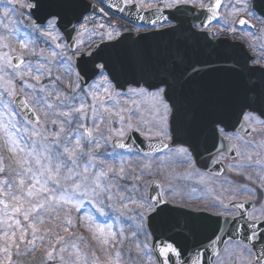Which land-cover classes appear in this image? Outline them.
<instances>
[{"label":"snow or ice","instance_id":"snow-or-ice-1","mask_svg":"<svg viewBox=\"0 0 264 264\" xmlns=\"http://www.w3.org/2000/svg\"><path fill=\"white\" fill-rule=\"evenodd\" d=\"M4 2L12 5L17 0ZM20 6H26L30 10L28 15L33 17L30 30L21 31L22 22L13 20L15 8L0 9L4 20L8 21L5 24L0 20V26L7 33L0 35V48L8 49L0 52V108L3 109L0 111V253L4 254L0 264H13V250L20 256L22 247L28 254L34 253L37 241L44 243L46 239L43 255L51 264H101L97 250L75 231L78 226H85L92 240L101 242V251L106 257L103 264H122L119 246L123 244L121 238H127L125 227L121 225L119 232L113 231L111 224L96 223L94 214L104 216L105 209L113 207V201H118L121 208L128 207L121 191V181L128 178V172L124 155L116 150L126 149L129 159L134 154L147 161L141 165L139 174L134 175L136 180L142 178L145 170L152 174L153 153L167 150L168 159H179L188 165V177L198 176L201 184L214 183L211 174L199 173L195 168L194 153L202 140L206 143L211 139L215 147L218 135L225 139H242L226 133V119L235 109L252 131H256L255 125L264 129V70H260L259 79L254 81L252 77L258 69L248 67L247 58L229 63L233 57L228 53L209 56L190 49L189 40L203 38L208 26L205 21L218 19L222 0L207 3L204 0H156L155 8L151 0H116L108 7L120 12L127 7L153 11L163 7L167 15L152 19L151 25L183 39H178L175 46L165 45L150 53H132L115 65L103 54L94 56L92 52H83L92 59L75 65V83L65 92L57 87L61 76L53 78L48 65L69 63L71 67L72 56L53 50L51 59L41 57L38 66L25 56L35 55L30 45L31 37L36 34L55 41V48H62L61 26L66 28L73 20L79 23V13L90 5L83 0H26ZM229 7L232 11L231 19L225 23L226 31L238 30L236 18L240 26L249 25L245 17L255 18L252 0H235ZM196 8L200 16L193 14ZM99 11L103 13L104 9ZM188 16L193 20L203 16L204 20L199 24L189 23ZM84 20L89 17L85 16ZM229 23L233 25L230 28ZM96 27L103 29L105 25ZM108 27L113 28L106 33L109 41L121 35L114 26ZM79 28L87 31L84 23H79ZM71 31H76V25H72ZM83 31L77 32L76 37H71L70 32L64 34L66 39L71 37L68 50L77 55L85 46V42L77 38ZM210 35L215 39L217 33ZM13 43L19 45V53L12 47ZM252 63L264 69V56L258 60L253 58ZM67 74L65 69L64 75ZM45 75L50 87L41 84ZM86 78L92 83L81 89L80 83L86 82ZM17 81L22 96L17 94ZM130 132L147 133L148 140L163 138L179 146L170 148L169 143H149V150L143 151L136 148L135 141L128 143L132 139ZM109 146L112 151H102ZM5 151L7 156L3 155ZM236 155L240 157L233 166L236 179L243 177L251 181V175L245 176L243 162L251 166L264 161L253 162L250 153L242 154L238 150ZM117 159L119 167L108 163ZM260 179L259 190H264V177ZM133 190L140 191L138 186H133ZM241 190L252 195L246 184H240L233 190V197ZM173 192L174 186L169 184L159 197L128 198L138 211L134 217H127L130 221L127 232L137 239L144 236V242L135 245L139 264H173V257L180 258L181 264H203L209 252L215 257L211 264H225L219 251H212L218 242H224L219 235L224 231L220 221L204 223L203 218L192 214L203 209L183 199L177 204L174 195L172 199L166 198ZM195 192L196 188H192L189 195ZM86 203L91 206L88 211H84ZM230 205L238 210L244 208L243 202L230 198L225 203L219 197H214L207 207L220 209L213 215L224 216L227 223ZM73 210L78 215L73 216ZM241 216L239 212L231 215L229 248L253 256L254 242L264 243V232L256 230V222L264 221V212L249 213L246 220L250 235L235 239L242 231ZM206 229L211 230L210 234L199 239V232ZM110 243L113 251L107 252L106 246ZM251 264H264V250Z\"/></svg>","mask_w":264,"mask_h":264},{"label":"rangeland","instance_id":"rangeland-1","mask_svg":"<svg viewBox=\"0 0 264 264\" xmlns=\"http://www.w3.org/2000/svg\"><path fill=\"white\" fill-rule=\"evenodd\" d=\"M0 9H3L4 7H9V8H15V15L13 16V20L15 21H21L22 25H21V31L25 30L26 28L30 30V19L28 16H24V17H20L19 16V12H21L20 10H23V8L20 5H23L26 3V0H17L16 3L12 4V5H7L4 0H0ZM18 10V11H17ZM0 20H3V23H8L7 20H4L2 12H0ZM104 24V31H108L110 29H112L111 27H108V25H110V23L108 21H105V23H101ZM87 31H83L82 29L80 30L83 31V35L79 37V39H82L85 42V45H87L92 38H95L96 36L94 34L99 33L97 27H93V24H90V22H86L85 23ZM102 32V31H101ZM6 30L3 26H0V35H6ZM103 36H106L105 34H103ZM15 39V38H13ZM33 43L30 45V48L34 50L35 55H26L25 59L27 61H30L32 64L37 65V62L41 59V57H45L48 59H51L50 53L51 51H56L58 53L63 52L66 56H72L70 54H68V52L66 51L63 41L60 39V43L62 44V48L57 49L55 48V41H52L50 38H46L43 36H39V34H36L34 36L31 37ZM12 47H14L17 50V53H19L20 49H19V45L17 43H13ZM84 48V47H83ZM8 51V49H2L0 48V52H5ZM17 53H13V55L17 54ZM38 66V65H37ZM49 67H51L52 69V77L55 78V76L60 75L61 76V82L57 84V87L60 88L61 90L65 91V92H69L70 91V86L72 84L75 83L76 77H75V65L73 60L71 61V67L69 66V63H64V64H60V63H56L53 62L51 65H48ZM65 69L68 70V74L64 75ZM31 83H34V81H29ZM92 83V82H91ZM90 83V84H91ZM41 84L43 85H48L49 87L50 85V81L49 78L47 77V75H45L42 80H41ZM20 82L17 81L16 82V89H17V94H22L20 92ZM86 87H81V89H85ZM89 103H91V101H88ZM3 109L0 108V111H2ZM41 119L43 120V113H41ZM117 127L119 126L118 124L116 125ZM102 129L104 128V125L101 126ZM139 133V132H138ZM147 133H145V135L142 136H146ZM163 140V138H162ZM102 151H112V148L109 146L106 149H102ZM119 153H122L124 155V166L128 172V178L124 181H121V191L123 193V195L125 196V203L128 204V207L126 209L121 208L120 204L118 201H113V207L112 208H106L105 209V215L104 216H100L98 213H94L96 216V223L98 224H111L113 225V231L119 232V229L121 227V225H123L126 229L125 231V238H121L123 239V244L119 246V249L122 253V264H139V260L137 258V249L135 247L136 243H142L144 242V236L141 235L138 239L134 238L130 235L129 232H127V226L130 223V221L127 219V217L131 216L134 217L137 214V207L135 204H132L129 202L128 198L131 199H138V197L146 195V191H147V187L150 183V181L152 180H156L157 182H160V184L163 187V193L165 192V189L169 186V184L174 186V192L172 194H168L167 196L173 198V195L175 196L176 200L181 201V199L185 200L187 203L191 202L195 199V194L189 195L190 192H188L186 190L187 184H194L193 182L196 183V189L198 192V195L200 197V199H205L206 202H208L211 199V194H209V190L212 186V184H201V183H197V180H199V178L195 175L188 177L187 172H179V168L178 170L176 169L174 170L173 163H180L179 159H168L167 160V151H164L162 153H159L157 155L153 156V168L151 169L152 174L149 175L148 171L149 170H145V174L142 176V178L140 180H136L134 179V175L139 174L140 172V168L141 165L147 161L142 160L140 157L132 154L131 155V159H129V154L127 153V150H116ZM169 162V163H167ZM109 164H114L116 167L120 166V161L119 159L112 161L109 160L108 161ZM165 166H167L166 168H168L169 170L165 171L166 168ZM165 168V169H164ZM164 169V170H163ZM200 173V172H199ZM188 177V178H186ZM133 186H138L140 191L139 192H135L133 190ZM213 198V197H212ZM90 205H88L87 203L85 204V208L84 211H88L90 209ZM117 209H119V211H117ZM94 211V210H93ZM73 212H75L73 210ZM123 213L124 215H120V213ZM76 213V212H75ZM80 215H82L83 213H79ZM73 216H76L73 214ZM117 218H119L118 223ZM75 231L79 234H82L83 236L86 237V239L88 240V243L93 241L91 238L90 233L87 231L85 226H78ZM63 232H61L62 234ZM64 234V233H63ZM66 234V233H65ZM67 235V234H66ZM89 237V238H88ZM47 241V239L44 241V243ZM96 242L98 249L100 250V254H97L100 258L101 264H103L104 260H105V254L104 251H101V242L99 241H93V243ZM90 244V243H89ZM81 248L84 247L83 244L80 245ZM94 247V245H93ZM44 251V249H43ZM106 251L107 252H112L113 251V246L112 244H108L106 246ZM1 255V253H0ZM13 256L15 261L17 260L18 256L15 255V250H13ZM144 259L146 260L147 257H144ZM45 260L46 257H45ZM14 261V262H15ZM13 262V263H14Z\"/></svg>","mask_w":264,"mask_h":264},{"label":"flooded vegetation","instance_id":"flooded-vegetation-1","mask_svg":"<svg viewBox=\"0 0 264 264\" xmlns=\"http://www.w3.org/2000/svg\"><path fill=\"white\" fill-rule=\"evenodd\" d=\"M205 1L206 0H204V2ZM262 1L264 2V0ZM151 2L153 3V7H155L156 0H151ZM234 3L235 0H222L223 6L219 9L218 19L212 20L210 23H207L208 26L204 31L211 38L212 36L210 35V33L212 32L217 33L215 37L216 40L219 38H223L230 40L232 42H237L241 44L243 43L248 49V52H250V54L252 55V58L258 60L262 56H264L263 17L257 15L256 13H254L255 18L245 17L246 19H249V25L246 26H240L238 24V18H236L235 27H237L238 30L236 32L226 31L225 23L231 19L229 13L232 11L231 7L229 6L233 5ZM161 9H163V7H161ZM195 23L199 24L198 22ZM112 24L118 28L117 31H123L125 29H131L134 32H138L137 29L141 31L140 27H136L135 24L129 23L126 20L119 17L117 18V22L116 23L112 22ZM227 26L230 28L233 25L229 23ZM92 45L86 47L84 51L90 48ZM243 122H244L243 125H245L246 128L248 129L247 134H243L240 132L227 133L229 137L239 136L242 138L241 140H236L235 138L226 139L232 145H236V148H233L234 151L233 157L226 155L224 153H218L216 156L217 158H219V160L224 162V166H225L223 169L224 176L211 175L213 180L215 181L214 183H211L212 191H209V194H211V199L206 204H201L200 199H197L200 197L196 189V192L194 193L195 199L191 202H188L189 204H192L196 208H200L214 213L216 211H219L220 209H212L207 207L213 201L214 197H219L223 199L225 203H228L229 199L232 198L234 199L235 202L250 201L252 206L248 208L247 216L249 213L261 214L262 212H264V190H259L258 187L262 183L260 178L264 177V163H262L261 165H256L252 163L251 166H249L248 162L246 161L243 162L244 163L243 170L245 176L251 175L252 177L251 181L245 180L243 177H241L240 179H236V173L233 167L235 163L240 160V157L236 155L237 150L240 151L242 154L250 153L252 155L253 162L258 159L264 161V147H261V145H264V129H261L260 125H255L256 131H252L249 125L247 124V122H245L244 120ZM221 137L224 138V136ZM187 168L188 165H185L184 168L181 170L185 173L187 172L186 171ZM199 172L202 174H208L203 171H199ZM198 181L199 180H197V183H199ZM193 183L194 184H187V186H185L188 192H191L192 188H196L197 186L196 183L195 182ZM240 184H246L248 186V191L251 192L252 195L249 196L248 192L241 190L235 197H233L232 195L233 190ZM228 213H229L228 217L231 218L232 214L237 213V209L230 205L228 209ZM260 230L264 231V228L258 229L257 232L259 233ZM229 243L230 241L226 242L223 250L220 253V257L224 260L225 264H251V262L255 260V256L260 255L261 251L264 250V243L255 241L254 243L256 246L253 249L255 255L249 256L246 252L242 253L239 249H235L233 251L232 249L229 248ZM249 247H251V244H249ZM225 249H228V251L226 252Z\"/></svg>","mask_w":264,"mask_h":264},{"label":"water","instance_id":"water-1","mask_svg":"<svg viewBox=\"0 0 264 264\" xmlns=\"http://www.w3.org/2000/svg\"><path fill=\"white\" fill-rule=\"evenodd\" d=\"M41 23H42V21H41ZM61 27L63 30L62 32H64L66 34L67 32H66L64 25H62ZM178 39L182 40L183 37L178 36L177 34H174V33L167 32L166 30L156 32V33H151L148 35H141V36H138L134 39L129 37V35L125 34L118 41H116L114 43L103 44L102 46L100 45L98 48H96L95 52H97L98 54L106 53V55H107L106 57L109 58L111 60L112 64L115 65V64H117V62L119 60L124 59L126 56H128L132 53H135L138 51L148 52V49L151 48V46L154 43H159V44L164 43V45L175 46ZM207 42L208 41H206V39L203 36V38L200 39L199 41L189 40L188 45L190 46L191 50L196 51L198 53H202L203 48L205 51L206 47H209V45H210ZM213 49L214 50L210 56H215V54L217 52H225V53L230 54L233 57V59L230 60L229 63H234L236 60L243 61L245 58H247L246 55L244 54L243 48L237 44L225 43V41H222L220 43L215 44V47H213ZM85 60H87V59H85ZM83 61H84V59L80 62V64H82ZM247 65H248V58H247ZM120 79L122 82L123 78L120 77ZM252 79L254 81L258 80L259 79V73L256 72V74L252 77ZM236 110L237 109H235L229 113L228 116H230L231 118H228L229 122L226 123V128H227V125L233 121V117L236 116V118H235L236 121L237 120L240 121L241 115L239 112L235 114ZM29 115H31V113H29ZM132 141H135V145H138L139 149H141L143 151L149 150L148 149V144L150 143L149 140L148 141L147 140H141L139 138L137 140V138L133 137L132 140H129L128 143H132ZM210 143L213 145V141L211 139H208L206 143L202 140L201 146L198 148L197 153H194V159L196 160L197 165H200V162H199L200 158L198 156L199 153L202 150H204L205 147H207ZM149 193L151 196H154V197L160 196L158 189H153V191L151 190V192H149ZM180 210L185 211L182 209H180ZM192 214L203 218L204 223H209V222L219 220L220 223L222 224L223 228H224V231L220 232L219 235L222 237L223 241L230 238L231 231H229V228H232V227H231V224L229 221L226 223L225 219H223V218H218V217L214 218V217H211V216L203 214V213H192ZM239 225L242 226V224H239ZM210 231H211L210 229L201 230L198 234V238L203 239L204 236L210 234ZM237 236H239V234ZM190 244H191V241H189V246H190ZM222 244H223V242L222 243L218 242V244L216 245V247L214 249H212V251L218 250ZM212 258L213 257L211 256V252H209L208 256L203 259V264H211L210 262H211ZM172 261H173V264H181L180 258L173 257Z\"/></svg>","mask_w":264,"mask_h":264}]
</instances>
